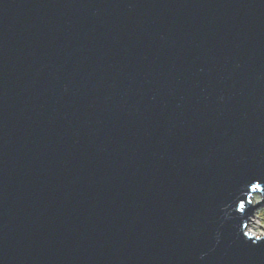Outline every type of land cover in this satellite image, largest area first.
<instances>
[{
  "label": "water",
  "instance_id": "obj_1",
  "mask_svg": "<svg viewBox=\"0 0 264 264\" xmlns=\"http://www.w3.org/2000/svg\"><path fill=\"white\" fill-rule=\"evenodd\" d=\"M259 208L264 0H0V264H264Z\"/></svg>",
  "mask_w": 264,
  "mask_h": 264
},
{
  "label": "rangeland",
  "instance_id": "obj_2",
  "mask_svg": "<svg viewBox=\"0 0 264 264\" xmlns=\"http://www.w3.org/2000/svg\"><path fill=\"white\" fill-rule=\"evenodd\" d=\"M259 200L260 196L255 195L253 201L258 202ZM247 231L256 237H261L264 235V208H259L255 211Z\"/></svg>",
  "mask_w": 264,
  "mask_h": 264
},
{
  "label": "snow or ice",
  "instance_id": "obj_3",
  "mask_svg": "<svg viewBox=\"0 0 264 264\" xmlns=\"http://www.w3.org/2000/svg\"><path fill=\"white\" fill-rule=\"evenodd\" d=\"M255 187H259V185H255Z\"/></svg>",
  "mask_w": 264,
  "mask_h": 264
}]
</instances>
